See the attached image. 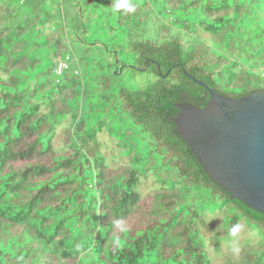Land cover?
<instances>
[{
  "label": "trees",
  "instance_id": "obj_1",
  "mask_svg": "<svg viewBox=\"0 0 264 264\" xmlns=\"http://www.w3.org/2000/svg\"><path fill=\"white\" fill-rule=\"evenodd\" d=\"M131 2L134 13L114 12L112 0H0V264H212L203 228L215 212L214 237H231L241 220L261 235L220 264H264V214L209 176L173 122L176 104L209 103L190 77L226 98L263 90L264 0ZM149 17L153 40L141 38ZM105 33L129 34L123 67L146 73L144 86L110 94L115 79L101 61L82 73L78 53L106 47ZM109 108L148 137L154 159L106 163L96 145ZM156 159L165 171L143 195Z\"/></svg>",
  "mask_w": 264,
  "mask_h": 264
},
{
  "label": "water",
  "instance_id": "obj_2",
  "mask_svg": "<svg viewBox=\"0 0 264 264\" xmlns=\"http://www.w3.org/2000/svg\"><path fill=\"white\" fill-rule=\"evenodd\" d=\"M190 78L207 89L209 103L203 109L176 104L173 122L209 176L264 214V90L232 99Z\"/></svg>",
  "mask_w": 264,
  "mask_h": 264
},
{
  "label": "rangeland",
  "instance_id": "obj_3",
  "mask_svg": "<svg viewBox=\"0 0 264 264\" xmlns=\"http://www.w3.org/2000/svg\"><path fill=\"white\" fill-rule=\"evenodd\" d=\"M152 22V19L149 17V22H145L143 29H145V36H142L141 38H148V39H155V32L153 29H148L147 31V25ZM117 33H114V35ZM111 33H105L102 35L103 39H100V42L105 43L107 46H95L93 45L91 48L92 50L90 52H87L86 54L78 53L79 57L78 59H81L83 57L86 62L80 63L79 67L84 73V69L86 67H95L97 68L100 64V61L102 62V65L107 66L109 65V68L111 69V72L113 74V80L114 82L112 84V88L110 90V94L114 95L116 90L119 89L118 86L127 88V89H138L142 86H144L148 81L144 79L142 73L134 70L135 68H124L123 64L130 66L132 64V59L128 58L122 50H120V47L125 43V40L129 39V34L125 33L122 34V38L114 39ZM141 34L137 33L136 35H132V38L134 39L137 37L138 39H141L139 36ZM136 39V38H135ZM99 42V40H97ZM114 48H117L116 51H114ZM109 52V53H108ZM118 54L116 55V53ZM76 61V60H75ZM76 62H71L72 67L75 66ZM86 63V64H85ZM97 64V65H96ZM120 65L119 72L115 69L117 65ZM77 71H80V69L76 68ZM91 69V68H90ZM104 71L97 72L98 75H100V80L102 79ZM118 74V75H117ZM69 75V72H67V75ZM258 78V82H256V85H259L261 89L264 90V79L259 75V73H256ZM141 78V79H140ZM153 78V77H152ZM260 83V84H259ZM91 92L94 91V83H91ZM106 117H101L100 121L105 123L104 124V130L97 134V149L98 151L104 155L106 163L111 167H116L121 164H125L129 162V157L132 154L138 153L141 154L145 160L149 161L150 159H154L151 156L148 155L149 153V144H148V137L145 134H139L138 128H133L131 124L127 122V120H122L123 117L119 111H110V108L107 111ZM71 119V116H68L60 123V126H58L56 130V134L54 136V143L57 144L58 141L61 139L63 134V129L66 127L67 124H69ZM72 120V119H71ZM122 120V121H121ZM111 129L113 132L116 131L117 133L113 135L114 138H112L107 130ZM135 133L136 137H132L131 135L126 136L127 133ZM117 138H116V137ZM126 136V137H125ZM121 142L119 145L117 142ZM123 150L120 149L119 147ZM160 157L158 156V159ZM156 159L155 162V168L152 170V172L147 175V177L142 176L141 177V183H140V190L143 195H146L150 193L152 190L156 189L159 184L155 181L153 177V173L156 170L165 171V168H160V162ZM208 218H205L207 226L203 228L204 233L207 235L205 238V245L206 248L210 254V260L212 264H220L223 260L224 256L229 257H237L242 250V248L247 244H256L259 241H261V235L259 233V230L255 225H248V223L245 220H241L239 224L241 225V230L238 233L236 237H228V238H216L213 236V232L215 229L222 226V219H221V213L215 212L214 214H208ZM211 216H214L213 219H211ZM234 249H238V251H234Z\"/></svg>",
  "mask_w": 264,
  "mask_h": 264
},
{
  "label": "clouds",
  "instance_id": "obj_4",
  "mask_svg": "<svg viewBox=\"0 0 264 264\" xmlns=\"http://www.w3.org/2000/svg\"><path fill=\"white\" fill-rule=\"evenodd\" d=\"M111 7L114 12L123 10L125 13H134L136 10V6L131 2V0H112ZM116 223L119 226L121 222L117 221ZM240 230H241V225L234 224L229 230V235L232 237H236L240 232ZM234 251H238V249H234Z\"/></svg>",
  "mask_w": 264,
  "mask_h": 264
},
{
  "label": "built area",
  "instance_id": "obj_5",
  "mask_svg": "<svg viewBox=\"0 0 264 264\" xmlns=\"http://www.w3.org/2000/svg\"><path fill=\"white\" fill-rule=\"evenodd\" d=\"M21 2H23L24 0H20ZM64 65L62 64V66H60L57 69V72L60 73V68L63 67ZM258 73L259 75L264 79V65H262L259 69H258Z\"/></svg>",
  "mask_w": 264,
  "mask_h": 264
}]
</instances>
